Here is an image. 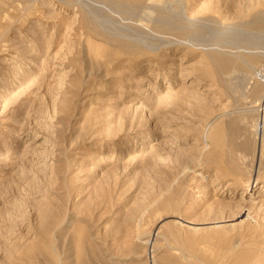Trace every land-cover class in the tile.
<instances>
[{
	"label": "rangeland",
	"instance_id": "obj_1",
	"mask_svg": "<svg viewBox=\"0 0 264 264\" xmlns=\"http://www.w3.org/2000/svg\"><path fill=\"white\" fill-rule=\"evenodd\" d=\"M0 264H264V0H0Z\"/></svg>",
	"mask_w": 264,
	"mask_h": 264
},
{
	"label": "bare ground",
	"instance_id": "obj_2",
	"mask_svg": "<svg viewBox=\"0 0 264 264\" xmlns=\"http://www.w3.org/2000/svg\"><path fill=\"white\" fill-rule=\"evenodd\" d=\"M31 136V135H30ZM38 137V136H37ZM34 139H36V138H34ZM37 140V139H36ZM247 262V261H246Z\"/></svg>",
	"mask_w": 264,
	"mask_h": 264
}]
</instances>
